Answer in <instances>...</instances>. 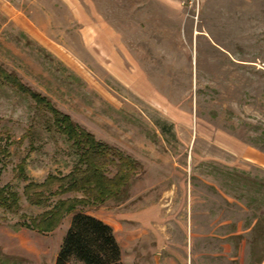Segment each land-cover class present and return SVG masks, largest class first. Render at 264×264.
Instances as JSON below:
<instances>
[{
	"label": "rangeland",
	"instance_id": "obj_1",
	"mask_svg": "<svg viewBox=\"0 0 264 264\" xmlns=\"http://www.w3.org/2000/svg\"><path fill=\"white\" fill-rule=\"evenodd\" d=\"M0 71V264H54L76 213L123 264H264V0H0Z\"/></svg>",
	"mask_w": 264,
	"mask_h": 264
},
{
	"label": "trees",
	"instance_id": "obj_2",
	"mask_svg": "<svg viewBox=\"0 0 264 264\" xmlns=\"http://www.w3.org/2000/svg\"><path fill=\"white\" fill-rule=\"evenodd\" d=\"M0 75L4 81L8 80V76L3 75V72L0 71ZM12 82L16 87L18 86L17 82ZM20 90L30 95L33 99H35L38 105L48 109V111L52 113L54 127L57 131L66 135L67 139L73 146H75L76 150H78L79 157L88 161V158L90 157L106 156V153H104L100 147L101 145L95 141L91 134L85 133L83 130L78 131L76 126L69 122L68 116L63 115L56 110L50 109L43 96L33 93L23 86L20 87ZM96 170L97 168L91 166L90 164H88L87 168L84 170L76 168L73 171V173L76 172L74 173L75 175L72 174L68 179L69 181L67 183L70 185L68 190L72 191L75 189V187H73V183L89 182V179H83V177L78 178V175H85L87 171L92 173L93 179L96 181L92 182L93 184H102V179L99 174L95 175L97 173ZM72 178L75 180L72 181ZM54 264L123 263L121 262L120 246L114 236L112 227L94 216L84 213H76L71 218Z\"/></svg>",
	"mask_w": 264,
	"mask_h": 264
}]
</instances>
